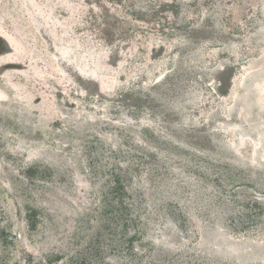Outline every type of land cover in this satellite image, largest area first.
<instances>
[{
	"label": "rangeland",
	"instance_id": "1",
	"mask_svg": "<svg viewBox=\"0 0 264 264\" xmlns=\"http://www.w3.org/2000/svg\"><path fill=\"white\" fill-rule=\"evenodd\" d=\"M0 264H264V0H0Z\"/></svg>",
	"mask_w": 264,
	"mask_h": 264
},
{
	"label": "trees",
	"instance_id": "2",
	"mask_svg": "<svg viewBox=\"0 0 264 264\" xmlns=\"http://www.w3.org/2000/svg\"><path fill=\"white\" fill-rule=\"evenodd\" d=\"M125 172L120 167L113 168L111 172L112 184L106 194L103 195V208L109 213V222L115 227L121 229V234L126 233V228L132 224L134 220L131 203L125 200L127 188L124 183ZM130 238L128 239V244Z\"/></svg>",
	"mask_w": 264,
	"mask_h": 264
}]
</instances>
